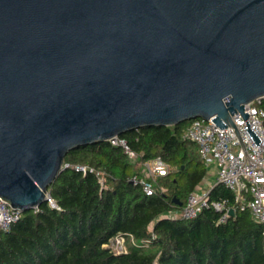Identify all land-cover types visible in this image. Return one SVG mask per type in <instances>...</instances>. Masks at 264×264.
Listing matches in <instances>:
<instances>
[{
    "label": "water",
    "instance_id": "obj_1",
    "mask_svg": "<svg viewBox=\"0 0 264 264\" xmlns=\"http://www.w3.org/2000/svg\"><path fill=\"white\" fill-rule=\"evenodd\" d=\"M263 98L264 0H0V198L53 205L71 150L194 119L233 127Z\"/></svg>",
    "mask_w": 264,
    "mask_h": 264
},
{
    "label": "trees",
    "instance_id": "obj_2",
    "mask_svg": "<svg viewBox=\"0 0 264 264\" xmlns=\"http://www.w3.org/2000/svg\"><path fill=\"white\" fill-rule=\"evenodd\" d=\"M188 123L120 135L134 160L109 142L68 152L64 164L99 171L103 188L94 173L62 170L48 187L53 205L44 202L0 231V264H264V225L239 212L220 184L208 199L235 209L225 221L212 208L189 220L164 215L183 207L207 173L195 144L182 138ZM155 157L169 172L159 180L163 191L147 196L130 180ZM117 235L127 241L125 253L104 247Z\"/></svg>",
    "mask_w": 264,
    "mask_h": 264
},
{
    "label": "built area",
    "instance_id": "obj_3",
    "mask_svg": "<svg viewBox=\"0 0 264 264\" xmlns=\"http://www.w3.org/2000/svg\"><path fill=\"white\" fill-rule=\"evenodd\" d=\"M261 100H255L244 105L243 112L248 114L245 120L239 113L231 117L233 127L220 129L211 120H190L185 127L182 138L195 144L197 153L206 168L213 167V184L203 193H192L185 204L178 210L164 214L170 219L189 220L196 217L203 209L212 208L221 214L219 222L230 217L226 201H209V191L217 184L222 185L233 194L234 203L239 212H248L258 224L264 225V110L260 106ZM246 122L260 139L256 146L247 133ZM216 126V127H215ZM112 146H119L132 160L137 154L119 136L108 141ZM63 164V168H69ZM74 171L82 174L94 173L100 187L103 188V179L99 171L86 166H72ZM169 172L168 165L160 158L140 163V171L131 178V182L140 186L142 192L152 196L163 189L159 180ZM53 204V203H52ZM36 209V208H35ZM21 215L0 198V231H8L10 225L16 222ZM234 215V214H233ZM125 237L117 235L108 240L104 247L114 253H125ZM129 241L134 244L130 238ZM147 247V244H143Z\"/></svg>",
    "mask_w": 264,
    "mask_h": 264
},
{
    "label": "rangeland",
    "instance_id": "obj_4",
    "mask_svg": "<svg viewBox=\"0 0 264 264\" xmlns=\"http://www.w3.org/2000/svg\"><path fill=\"white\" fill-rule=\"evenodd\" d=\"M214 172H215V170L213 169V167H208L207 168L206 176L203 179L201 185L196 189V193H203V192H205L206 190H208L210 188V186L214 182L213 181V179H214ZM126 243H127V241L125 240V246H126ZM126 249H127V246H126Z\"/></svg>",
    "mask_w": 264,
    "mask_h": 264
}]
</instances>
